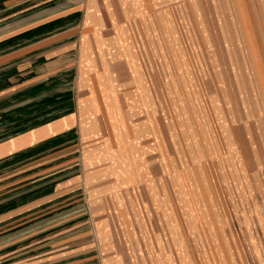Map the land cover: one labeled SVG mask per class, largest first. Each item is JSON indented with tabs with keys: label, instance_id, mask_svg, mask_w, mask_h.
<instances>
[{
	"label": "rangeland",
	"instance_id": "obj_1",
	"mask_svg": "<svg viewBox=\"0 0 264 264\" xmlns=\"http://www.w3.org/2000/svg\"><path fill=\"white\" fill-rule=\"evenodd\" d=\"M83 26L82 127L0 163V264H141V236L185 264L186 236H238L264 206V0H88ZM60 78L7 88L0 116Z\"/></svg>",
	"mask_w": 264,
	"mask_h": 264
},
{
	"label": "crops",
	"instance_id": "obj_2",
	"mask_svg": "<svg viewBox=\"0 0 264 264\" xmlns=\"http://www.w3.org/2000/svg\"><path fill=\"white\" fill-rule=\"evenodd\" d=\"M87 4L88 0H0V95L8 90H31L61 75L57 88L47 87L48 94L42 95L54 97L43 102L48 105L35 109L32 95L10 117L0 116V163L24 156L33 160L34 149H47L50 144L58 151L52 155L60 158L66 147L64 138L82 127V94L67 82L71 79L66 71L76 65ZM7 67L11 69L4 70ZM8 75L18 77L7 84ZM18 110L25 114L20 116ZM49 153L42 160L53 158ZM235 216L241 223L232 232L238 236H205L199 247L193 236H186L185 249L180 250L185 264H264V236L254 235L264 233V206L250 207ZM162 237L141 236V264H177L178 254ZM158 238L160 242L155 243ZM78 263L84 264L74 262Z\"/></svg>",
	"mask_w": 264,
	"mask_h": 264
}]
</instances>
